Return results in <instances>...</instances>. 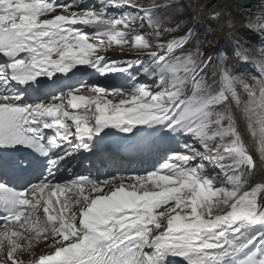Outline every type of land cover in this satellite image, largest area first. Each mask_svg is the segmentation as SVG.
Wrapping results in <instances>:
<instances>
[{
	"label": "snow or ice",
	"instance_id": "1",
	"mask_svg": "<svg viewBox=\"0 0 264 264\" xmlns=\"http://www.w3.org/2000/svg\"><path fill=\"white\" fill-rule=\"evenodd\" d=\"M82 4L0 0V264H264V180L240 128L264 165V2L245 14L256 51L235 50L259 79L223 53L209 77L191 28L165 41L173 0ZM213 8L233 26L228 0ZM114 46L136 59H110ZM77 66L153 80L109 92L56 77ZM117 133L154 161L143 174L56 178L72 152L117 151Z\"/></svg>",
	"mask_w": 264,
	"mask_h": 264
},
{
	"label": "bare ground",
	"instance_id": "2",
	"mask_svg": "<svg viewBox=\"0 0 264 264\" xmlns=\"http://www.w3.org/2000/svg\"><path fill=\"white\" fill-rule=\"evenodd\" d=\"M194 2V0H192ZM58 3H69L70 0H57ZM145 6L150 4L151 0H139ZM216 0H200V8L196 10H201V15L195 18V22L203 28L204 33L210 37L207 42L209 46V56L214 54L218 48H222L228 62L231 63V67L238 69L242 74L249 76H256L258 79L260 77L259 70L255 68L251 63H243L241 58L236 55V48L238 46H244L256 51L257 46L260 41L255 34L250 32L244 27L245 24V14L248 12L254 13L251 10L243 9L239 7L236 3L228 0L230 8L232 10L233 26L228 27L225 23V16L223 13L219 17L214 15L213 4ZM96 6L98 7V0H83V4L80 7L89 8ZM260 5L258 6L259 9ZM129 11L135 12L134 9H128ZM114 11V10H110ZM196 13V12H195ZM256 13V12H255ZM143 31H148L147 27ZM171 38V37H170ZM169 39V38H168ZM129 56L127 58L124 55ZM134 53H129L127 49L120 51L115 46L110 49L106 55L113 60L118 61H134L135 56H130ZM147 62V58H144ZM136 76V80H132L131 77ZM59 77V81L64 85H70L71 87H79L80 84H84L87 87L91 85L105 86L109 92L113 89H127L135 83H141L150 85L152 84L153 78L145 76L138 67L130 69L126 73H107L105 75H100L94 69L87 68L86 66H77L73 70V73H69L67 76L62 74H56ZM54 77V79L56 78ZM43 83L52 84V81L48 80L47 77L39 78ZM68 88L64 87L63 91H67ZM52 93L59 95V92L55 88L52 89ZM51 98L50 96L48 97ZM109 98H112L111 96ZM240 128L243 133L244 139L249 143V148L251 154L257 160V168L254 172L253 182H259L264 180V165H261L259 157L255 151V145L251 137L248 135L246 130V125L243 121L240 122ZM130 134L117 133L111 137L112 142L118 146L121 151L120 157H104V158H93L92 153L85 152L83 150L72 152V154L65 158L61 162L59 168L55 170V176L57 179L63 180L70 176V171L72 173L78 174H88L89 172L93 176H98L100 179H105L108 173L113 175H134L138 171L142 173V169L150 168L154 161L151 158L141 156L139 153H132L129 146L134 142L135 138L125 140L124 137ZM125 167H128L127 170ZM36 251L39 253L40 249L37 248ZM178 264H183L180 258H176Z\"/></svg>",
	"mask_w": 264,
	"mask_h": 264
},
{
	"label": "rangeland",
	"instance_id": "3",
	"mask_svg": "<svg viewBox=\"0 0 264 264\" xmlns=\"http://www.w3.org/2000/svg\"><path fill=\"white\" fill-rule=\"evenodd\" d=\"M157 2L164 3L166 2V0H157ZM173 2L175 5L173 20L171 23L167 25L170 31L164 35L163 39L166 41L170 37L184 35L187 32V30L191 28L193 30L192 37L190 43L186 45V50L193 48L196 45L197 41H200L202 51L204 52L205 56H209L210 50H209V46H207V42L210 39V37H208L204 33L203 28L200 27V25L195 22V19H193V17L195 16V12L197 11L196 9H194V7L191 6L194 2L192 0H173ZM177 25L179 26L177 27ZM222 53L225 54L222 48H218L214 54L210 55L211 57H213V64L209 66L210 72H212V67L216 63L217 59L220 58ZM130 56H135L136 58L135 54H131ZM124 57L127 58L129 56H127L126 54L124 55ZM126 61H129V59L128 60L126 59ZM226 63L227 65L232 66L231 63L228 62L227 57H226ZM92 86L105 87L100 85H91L88 88H91ZM125 168L127 170L129 169L128 167ZM253 176L254 174L252 175V181H253Z\"/></svg>",
	"mask_w": 264,
	"mask_h": 264
},
{
	"label": "water",
	"instance_id": "4",
	"mask_svg": "<svg viewBox=\"0 0 264 264\" xmlns=\"http://www.w3.org/2000/svg\"><path fill=\"white\" fill-rule=\"evenodd\" d=\"M239 7L247 10H251L254 13L257 12L258 6L261 5L264 0H231Z\"/></svg>",
	"mask_w": 264,
	"mask_h": 264
},
{
	"label": "trees",
	"instance_id": "5",
	"mask_svg": "<svg viewBox=\"0 0 264 264\" xmlns=\"http://www.w3.org/2000/svg\"><path fill=\"white\" fill-rule=\"evenodd\" d=\"M208 76H209V77L211 76L210 67H209V69H208Z\"/></svg>",
	"mask_w": 264,
	"mask_h": 264
}]
</instances>
